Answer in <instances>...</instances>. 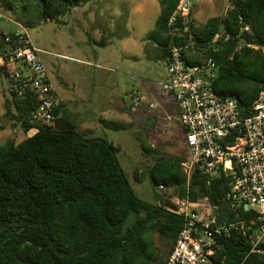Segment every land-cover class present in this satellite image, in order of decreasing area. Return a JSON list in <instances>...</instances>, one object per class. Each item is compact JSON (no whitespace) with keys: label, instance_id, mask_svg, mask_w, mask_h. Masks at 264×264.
I'll return each instance as SVG.
<instances>
[{"label":"trees","instance_id":"16d2710c","mask_svg":"<svg viewBox=\"0 0 264 264\" xmlns=\"http://www.w3.org/2000/svg\"><path fill=\"white\" fill-rule=\"evenodd\" d=\"M88 1L92 0H0V7L11 16L22 9L14 25L20 30L17 22L25 24V15L58 21ZM158 1L160 13L148 35L157 47L153 54L146 53L148 58L167 61L166 24L178 0ZM230 5L225 16L209 18L198 32L192 27L202 52L188 58L198 62L213 57L217 66L214 96L249 106L264 88V0H231ZM17 29L0 31L1 58L5 35ZM0 70L9 83L4 115L24 134L34 131L20 141L8 139L0 148V264H141L149 258L141 236L146 229L169 239L170 248L160 262L165 264L183 226L179 209L183 200L207 197L216 205L214 213L220 222L235 218L225 198L224 177L195 171L188 180L179 169L183 157L173 162L158 159L147 171L155 190H177L178 206L141 199L119 162L118 146L80 132L60 115L61 105L53 110L52 124L34 119L37 93L30 87L22 91L10 87L15 69L7 62L0 61ZM142 143L143 153L151 154L152 147ZM249 215L243 207L237 212L239 219ZM257 249L249 252L247 239L233 231L217 241L215 256L225 264H264V241Z\"/></svg>","mask_w":264,"mask_h":264},{"label":"rangeland","instance_id":"374dc122","mask_svg":"<svg viewBox=\"0 0 264 264\" xmlns=\"http://www.w3.org/2000/svg\"><path fill=\"white\" fill-rule=\"evenodd\" d=\"M160 9L157 0H92L73 7L58 21L36 20L28 14L25 24L17 23L37 50L53 89L63 98L65 111L61 116L87 136L104 138L119 147L117 157L138 197L177 207V190L167 187L163 191L155 190L147 172L158 159L173 162L186 156L177 107L172 96L162 90L167 78L165 61L146 56L148 49L157 46L148 35L155 27ZM21 13L24 12L18 8L11 16L0 7V31L7 33L15 29V20ZM208 17L209 11L197 24L202 26ZM109 67L114 71L104 69ZM102 79L105 84H99ZM109 80H117L118 89L108 88ZM8 84L0 70V148L8 139L20 141L32 134L13 127L4 115ZM133 91L142 98L132 110H126ZM112 92L122 98L120 104L127 114L107 120L104 117V120L98 112L102 109L98 96L103 98ZM151 103L153 108H149ZM152 115L157 121L152 120ZM142 142L152 147L151 154L143 153ZM137 168L138 173L146 170L138 175ZM141 236L149 256L141 264H160L170 248L169 239L159 231L148 229Z\"/></svg>","mask_w":264,"mask_h":264},{"label":"built area","instance_id":"2783aa9c","mask_svg":"<svg viewBox=\"0 0 264 264\" xmlns=\"http://www.w3.org/2000/svg\"><path fill=\"white\" fill-rule=\"evenodd\" d=\"M196 1L178 0L168 17L167 78L162 90L172 96L177 120L184 129L186 156L182 165L187 179L195 171L222 175L228 186L225 198L235 218L220 222L214 213L216 205L207 197L183 200L179 205L183 226L165 264H225L216 259L217 241L233 231L247 239L249 252L257 251L264 241V88L249 106L240 105L234 98L214 96V58L207 56L198 62L188 58L191 52L196 56L202 52L189 18ZM218 37L210 41L211 46ZM3 43L2 63L15 69L10 87L35 91L39 103L33 118L51 122L59 100L37 50L21 29L6 34ZM141 98L133 91L130 104L135 107ZM149 108H153L152 103ZM242 207L250 215L239 219L237 212Z\"/></svg>","mask_w":264,"mask_h":264},{"label":"crops","instance_id":"0c3cea01","mask_svg":"<svg viewBox=\"0 0 264 264\" xmlns=\"http://www.w3.org/2000/svg\"><path fill=\"white\" fill-rule=\"evenodd\" d=\"M158 1V0H157ZM197 1H200V3L198 2V3H196V4H194V6L192 7V11H191V13H190V15H189V17H190V19H191V24H192V27H193V29H194V31H195V33L196 32H198V29L200 28V27H202L200 24V27H199V25L197 24V21L199 22V18H201V17H204V14H205V12H207V11H209L210 12V17H208L205 21H204V23L209 19V18H211V17H215V16H221V17H223V16H225L226 15V12H227V10L230 8V4H231V0H197ZM158 3H159V1H158ZM160 4V3H159ZM199 4V5H198ZM202 19V18H201ZM200 23V22H199ZM203 23V24H204ZM202 24V25H203ZM119 34V33H118ZM119 35H122V34H119ZM218 35V34H217ZM157 47V46H156ZM156 47L154 48V49H148V51L150 52V53H152L153 54V52H155V49H156ZM194 54L191 52V53H189L188 54V56L189 57H192ZM146 56H147V53H146ZM148 58V57H147ZM148 59H151V60H154V59H152V58H148ZM156 61V60H155ZM165 64H166V61H165ZM105 70H109L110 72H112V71H114V68H112V67H109V68H104ZM106 73H104V75H105ZM103 75V76H104ZM108 75H110L109 73H108ZM103 79L104 80H106V78H105V76L103 77ZM101 80L100 82H99V84H105L106 82L104 81V80ZM108 82H110L108 85H107V87L108 88H116V89H118V87H119V83H118V81L117 80H109ZM54 90V89H53ZM54 94H55V96L58 98V100H59V105H61V108H60V115H62L63 114V112L65 111V109H64V103H63V98H60L58 95H57V93H56V91L54 90ZM171 96V95H170ZM89 98V97H88ZM98 98H100L101 99V102H100V104H101V110L99 109V113L101 114L100 116H102L103 117V119H104V117H105V119L107 120V119H110L112 116L115 118V117H117V115L118 114H123V113H126L127 111V109H130V110H132V105L130 104V98H129V105H128V107L126 108V110H125V108L120 104V101L122 100V98L119 96V95H117V93H115V92H112L109 96H105V97H103L102 98V96H98ZM90 99V98H89ZM103 101V102H102ZM173 102H174V100H173ZM129 110V111H130ZM127 114V113H126ZM112 117V118H113ZM151 118H152V120L155 122V121H157V117H155V115H152L151 116ZM104 119V120H105ZM179 123V122H178ZM181 128H182V130H183V127L181 126ZM184 132V131H183ZM34 133V131H32V134Z\"/></svg>","mask_w":264,"mask_h":264},{"label":"water","instance_id":"95a60500","mask_svg":"<svg viewBox=\"0 0 264 264\" xmlns=\"http://www.w3.org/2000/svg\"><path fill=\"white\" fill-rule=\"evenodd\" d=\"M15 29H17V27H15Z\"/></svg>","mask_w":264,"mask_h":264}]
</instances>
